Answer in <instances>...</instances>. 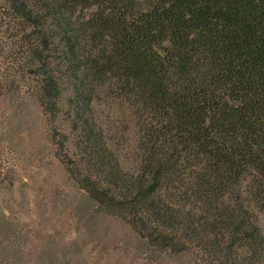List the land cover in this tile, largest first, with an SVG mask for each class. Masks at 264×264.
<instances>
[{
	"label": "trees",
	"instance_id": "obj_1",
	"mask_svg": "<svg viewBox=\"0 0 264 264\" xmlns=\"http://www.w3.org/2000/svg\"><path fill=\"white\" fill-rule=\"evenodd\" d=\"M28 2L44 41L60 29L62 80L83 113L102 95L135 127L139 164L128 172L96 114L76 109L95 159L82 178L98 199L144 226L160 211L223 230L220 246L263 244L247 217L264 210V0ZM44 74L57 96L61 78Z\"/></svg>",
	"mask_w": 264,
	"mask_h": 264
},
{
	"label": "rangeland",
	"instance_id": "obj_2",
	"mask_svg": "<svg viewBox=\"0 0 264 264\" xmlns=\"http://www.w3.org/2000/svg\"><path fill=\"white\" fill-rule=\"evenodd\" d=\"M28 1L0 0V264H264V210L247 217L263 244L237 240L229 248L214 242L223 230H202L198 217L159 211L144 226L98 199L82 178L95 159L81 143L87 126L76 109L82 119L96 114L128 172L139 164L135 127L102 95L83 113L62 80L60 29H44V41ZM45 72L61 78L57 96L44 88Z\"/></svg>",
	"mask_w": 264,
	"mask_h": 264
}]
</instances>
